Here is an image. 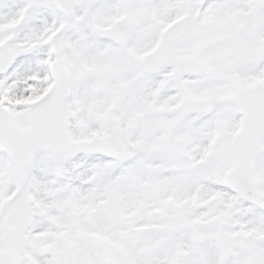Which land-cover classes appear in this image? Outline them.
I'll return each instance as SVG.
<instances>
[{"label": "snow or ice", "instance_id": "snow-or-ice-1", "mask_svg": "<svg viewBox=\"0 0 264 264\" xmlns=\"http://www.w3.org/2000/svg\"><path fill=\"white\" fill-rule=\"evenodd\" d=\"M0 264H264V0H0Z\"/></svg>", "mask_w": 264, "mask_h": 264}]
</instances>
